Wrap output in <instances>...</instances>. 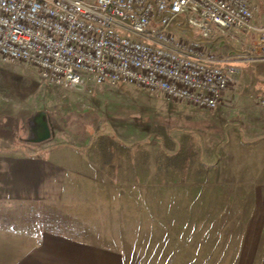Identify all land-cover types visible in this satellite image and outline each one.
<instances>
[{"label":"rangeland","instance_id":"rangeland-1","mask_svg":"<svg viewBox=\"0 0 264 264\" xmlns=\"http://www.w3.org/2000/svg\"><path fill=\"white\" fill-rule=\"evenodd\" d=\"M249 2L257 8L255 23L256 18L264 22V0ZM177 26L186 28L181 19ZM189 29L200 39L197 28ZM252 37L219 34L202 47L226 59V53H218L224 41L235 57L249 60ZM263 65H232L235 73L220 106L205 109L131 84L95 85L91 79L78 88L57 87L32 63L0 59V112L15 114L0 115V151L66 153L71 165L93 171V180L80 181V187L116 188L114 201L134 203L133 211L121 207L115 222L116 234L119 228L124 236L116 245L136 253L133 264H162L164 252L179 259L173 250L180 235H186L187 264H264ZM41 114L52 135L34 143L33 127ZM101 135L127 145L126 153L113 150L105 163L98 148ZM166 138L175 146H167ZM177 150L183 153L179 158ZM108 196L97 197L105 203ZM15 213L6 215L10 229L0 232L11 239L37 234L38 217L31 216L29 225L25 214ZM168 229L163 250L162 232ZM21 250L6 249L13 261Z\"/></svg>","mask_w":264,"mask_h":264},{"label":"built area","instance_id":"built-area-1","mask_svg":"<svg viewBox=\"0 0 264 264\" xmlns=\"http://www.w3.org/2000/svg\"><path fill=\"white\" fill-rule=\"evenodd\" d=\"M257 13L249 0H0V59L32 63L57 87L124 83L211 109L235 69L202 43L254 33L264 53Z\"/></svg>","mask_w":264,"mask_h":264},{"label":"crops","instance_id":"crops-1","mask_svg":"<svg viewBox=\"0 0 264 264\" xmlns=\"http://www.w3.org/2000/svg\"><path fill=\"white\" fill-rule=\"evenodd\" d=\"M256 22L258 25H264V22L260 23L257 18ZM251 35L253 46L249 51L253 55L249 60L235 57L233 47H228L224 41L219 42L218 53H226V59L234 66L239 62L263 63L264 53L254 48L256 37L254 33L249 37ZM94 84L98 85L95 82ZM0 115L15 114L0 112ZM61 153L63 152H56L55 155L52 153L51 157H48L44 152L24 154L0 151V229H10L11 220L6 215L12 212L25 214L29 225L31 216L35 219L38 217L35 223L39 228L37 234L34 232L31 235H23L21 239H11L9 234L0 232V264H133L131 258L136 253H126L124 247L116 245L124 242V236L119 228L116 234L115 222L118 221L117 212L120 208L133 211L134 203H125V207L117 197L114 201V196L118 193L116 188H105L104 193L105 190L80 187V181L93 180L90 177L93 171L84 170L78 164L71 165L67 161V154ZM98 195H110L111 198L108 196L104 203V200L98 199ZM106 215L112 216L113 224L106 220ZM48 216H52V219L47 220L45 217ZM162 220L167 222L166 219ZM110 225H113V230ZM162 235L164 250L167 246L166 235H170L169 229L165 233L162 232ZM185 236L177 237V245L173 250L179 253V259L177 255L173 259V256H168L170 253L164 252L160 261L162 264H187L188 247H185L183 241ZM136 239L138 238H134ZM16 248L23 250L13 261V252L6 249L14 251Z\"/></svg>","mask_w":264,"mask_h":264},{"label":"trees","instance_id":"trees-1","mask_svg":"<svg viewBox=\"0 0 264 264\" xmlns=\"http://www.w3.org/2000/svg\"><path fill=\"white\" fill-rule=\"evenodd\" d=\"M98 142H99V148L101 150V155L103 156L105 162L111 161L112 157L114 156L112 155L113 150L116 154L117 153L125 154L126 149L128 147L127 145H124L119 141L117 142L111 141L106 135H101ZM166 145L172 148L174 144L172 141H170V139L166 138ZM181 154L183 153H181L180 150H177L176 155L178 156V158L181 157Z\"/></svg>","mask_w":264,"mask_h":264},{"label":"water","instance_id":"water-1","mask_svg":"<svg viewBox=\"0 0 264 264\" xmlns=\"http://www.w3.org/2000/svg\"><path fill=\"white\" fill-rule=\"evenodd\" d=\"M34 137L31 139L35 142H41L48 140L52 135L50 130L49 121H47L44 114H41L40 118L36 119V125L33 127Z\"/></svg>","mask_w":264,"mask_h":264}]
</instances>
